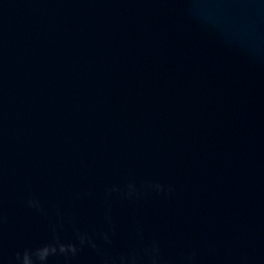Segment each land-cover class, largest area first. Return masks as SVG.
Segmentation results:
<instances>
[{
	"label": "water",
	"instance_id": "obj_1",
	"mask_svg": "<svg viewBox=\"0 0 264 264\" xmlns=\"http://www.w3.org/2000/svg\"><path fill=\"white\" fill-rule=\"evenodd\" d=\"M0 264H264V0H0Z\"/></svg>",
	"mask_w": 264,
	"mask_h": 264
}]
</instances>
